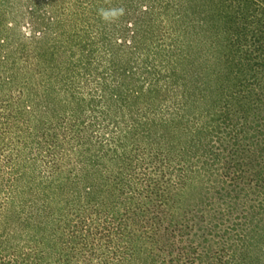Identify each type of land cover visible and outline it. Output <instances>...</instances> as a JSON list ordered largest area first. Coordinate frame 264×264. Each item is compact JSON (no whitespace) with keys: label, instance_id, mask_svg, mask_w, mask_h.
<instances>
[{"label":"trees","instance_id":"obj_1","mask_svg":"<svg viewBox=\"0 0 264 264\" xmlns=\"http://www.w3.org/2000/svg\"><path fill=\"white\" fill-rule=\"evenodd\" d=\"M0 264H264V0H0Z\"/></svg>","mask_w":264,"mask_h":264},{"label":"clouds","instance_id":"obj_2","mask_svg":"<svg viewBox=\"0 0 264 264\" xmlns=\"http://www.w3.org/2000/svg\"><path fill=\"white\" fill-rule=\"evenodd\" d=\"M98 14L103 21L112 23L125 14V9L122 7H113L109 9L101 8L98 10Z\"/></svg>","mask_w":264,"mask_h":264}]
</instances>
